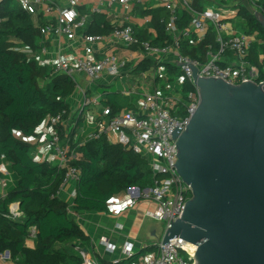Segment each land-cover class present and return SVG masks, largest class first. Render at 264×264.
<instances>
[{"label": "built area", "instance_id": "built-area-1", "mask_svg": "<svg viewBox=\"0 0 264 264\" xmlns=\"http://www.w3.org/2000/svg\"><path fill=\"white\" fill-rule=\"evenodd\" d=\"M17 1L22 10L34 17L40 30L36 57L52 67L55 75L70 78L76 83V90L82 91L78 108L45 121L43 126L51 130L52 137L43 149L33 144L34 159L47 161L45 157L50 154L57 166L66 169L60 192L66 185L74 184L71 196L75 198L80 171L69 166L75 155L67 142L72 130L83 121L84 125L78 127L79 137L89 126L93 127L83 143L105 137L110 144L122 145L149 161L154 174L158 176L155 186L145 191L130 188L127 204L132 207L139 201L155 203L157 211L148 215L156 221H164L166 230L172 222L181 218L186 203L192 198L191 186L183 181L177 170V139L173 137L178 127L181 128L180 132L176 131L179 134L185 131L200 103L191 66L196 67L200 76L205 78H220L231 84L262 83L259 66L247 58L258 34L238 31L230 20L239 15L241 4H245L254 16L257 11L264 15V0H203L207 3L202 6L198 0H159L169 13L164 23L170 40L163 45L141 40L134 27L128 24L116 25L108 35L87 34L84 27L88 17L80 12L83 0ZM94 1L97 5L92 13H100L103 4H119L129 9L134 2L141 3V0ZM182 11L189 15L190 22L186 28L178 29V16ZM210 29L215 33V44L207 45L204 61L191 59L182 53L183 41L191 40L192 44H199L205 41ZM104 44L109 46L105 48ZM133 49L142 52L143 63L147 60L153 63L148 70L138 72L135 85L142 83L145 87L144 82H152L153 88L138 91L134 85L125 91L126 96H138L140 106L135 111L114 113L109 106H103L102 97L94 92L108 79L114 82L127 78L130 73L135 74L136 65L129 58L115 56L116 51ZM23 51L33 52L30 47H25ZM166 65L176 66L177 73ZM81 73L86 76V87L81 85ZM187 84H191L194 90L186 92ZM175 88L182 89L183 93ZM98 108L101 109L99 114L93 115ZM1 158L5 159V156L1 155ZM0 182L6 186L5 179L0 178ZM11 215L13 219L21 217L19 211H11ZM102 244L108 252H114L112 243L103 240ZM79 249L83 248L78 247L77 251ZM142 250L146 252L132 264H194L198 245L178 237L166 244L162 239H157L142 247ZM140 252L134 251L133 243L126 242L123 247L124 260L134 258ZM80 254L84 264H98L89 250L86 254ZM10 261L6 253L0 254V263Z\"/></svg>", "mask_w": 264, "mask_h": 264}, {"label": "trees", "instance_id": "trees-1", "mask_svg": "<svg viewBox=\"0 0 264 264\" xmlns=\"http://www.w3.org/2000/svg\"><path fill=\"white\" fill-rule=\"evenodd\" d=\"M207 1L198 0L202 6ZM155 11H144L153 15V26L157 35H137L141 40L163 45L170 40L164 21L169 17ZM93 21L87 34L108 35L112 26L103 14L92 13ZM178 29L189 25V15L182 11L178 16ZM240 30L257 33L248 60L259 66L264 81V28L245 4L240 5L237 18ZM41 33L34 17L21 9L17 0L0 2V157L10 164L14 183L5 197L0 198V254L7 251L14 264H84L77 248L92 252L90 237L72 217V213H109L111 201L130 188L142 191L152 189L158 178L150 163L143 156L119 144H110L105 137L83 140L92 132L89 126L79 137L75 127L68 139L75 157L69 163L80 171L77 195L72 207L59 192L64 183L66 169L57 163L37 161L33 157L34 139L37 129L50 118L70 112L69 99L76 91V83L70 78L55 75L54 69L36 57ZM215 44V33L210 29L205 41L192 44L182 42V53L191 59L205 60L207 45ZM30 47L32 53L23 51ZM260 57H263L261 59ZM153 65L147 60L137 71ZM174 73L178 68L166 65ZM194 90L191 84L185 91ZM112 96L104 101L114 113L122 109L121 101ZM20 205L21 217L13 219L11 206ZM35 232L34 246L28 241ZM68 244L66 247L60 245ZM73 248L75 253L67 251ZM146 251L142 250L130 260L117 264H132ZM93 253V252H92ZM98 264H114L93 253Z\"/></svg>", "mask_w": 264, "mask_h": 264}, {"label": "water", "instance_id": "water-1", "mask_svg": "<svg viewBox=\"0 0 264 264\" xmlns=\"http://www.w3.org/2000/svg\"><path fill=\"white\" fill-rule=\"evenodd\" d=\"M255 17L264 28V15ZM191 70L200 103L173 137L192 198L159 239L198 245L194 264H264V81L231 84Z\"/></svg>", "mask_w": 264, "mask_h": 264}, {"label": "crops", "instance_id": "crops-1", "mask_svg": "<svg viewBox=\"0 0 264 264\" xmlns=\"http://www.w3.org/2000/svg\"><path fill=\"white\" fill-rule=\"evenodd\" d=\"M2 0H0L1 2ZM83 6L80 8V12L83 15L88 17V21L84 29L88 32V29L93 21V17L91 13L93 9L96 8V1L94 0H83ZM144 11H155L165 14L167 11L162 7L159 0H141V3L134 2L133 6L129 9L125 7L114 4L113 6H109L108 4H103L101 7V12L99 14H103L109 20V23L113 28L116 25L128 24L134 27V29L138 32V34L147 33L148 35H152L153 38L157 35L156 29L153 26V15L152 14H143ZM156 12V13H157ZM237 18L230 20V24L235 27L238 31H241L239 28V24L237 22ZM105 48L109 45L104 44ZM103 50L104 48L101 47ZM115 56H122L123 58H129L131 63L136 65L135 74H129L127 78L122 80H116L111 82L109 79L105 82H102L100 86L97 88V91L94 94H99L102 97V104L104 101H109L112 96H117L116 101H121L122 109L121 111L127 110H137L140 106V101L138 96H126L127 92L131 87H134L135 81L137 80L138 71L137 69L140 65L145 61L143 60V54L138 50H119L116 51ZM136 75V79H135ZM80 82L82 87L87 86L86 76L85 74H80ZM121 83L123 86L122 91H118V93H112L110 88L115 86L117 83ZM139 83L136 86L138 91H142L143 89L151 90L153 88L152 82H144ZM101 88H104V92L101 93ZM82 98V91H78ZM71 98V97H70ZM76 101V100H75ZM81 101L77 102L74 107L70 104L71 109H76L79 107ZM104 106V105H103ZM100 108L95 110L93 115L99 114ZM91 133V132H90ZM84 136H87L84 134ZM52 133L51 130L47 126L41 125L38 129L37 136L34 139H31V143L35 144L37 148L43 149L47 146L49 139H51ZM50 154L46 155L47 161L50 160L52 163H56L51 158ZM45 159V160H46ZM0 178H3L7 181L6 186L4 187L0 182V198L5 197L7 195L8 190L11 185L14 183V177L12 175L10 164L3 160L0 157ZM74 184L66 185L65 188L59 193V196L67 202L70 207L74 203V198L71 196V192L74 190ZM129 199L128 191L121 193L116 196L110 203V212L109 213H97V212H81V213H72V217L80 224V226L84 229L87 235L90 237L92 244V252L99 255L103 259L113 262L117 260H124L123 255V247L126 242H131L134 244V251L136 253L142 250L147 244H151L157 240L153 236V233L157 230L154 229L153 224L148 221L154 220L149 217L148 213L157 211V205L153 202L149 201H139L136 206H128L127 200ZM20 205L13 204L10 208L12 212L19 211ZM156 221V220H155ZM151 222V221H150ZM145 230L147 232V237L145 241L139 240L140 234ZM34 238L35 232L32 234V238L28 241L29 246H34ZM156 239V240H153ZM159 239V237H158ZM103 240H107L115 246V250L113 253L108 252L105 249V246L102 244ZM91 252V253H92ZM92 253V254H93ZM0 264H14L12 261L10 262H1Z\"/></svg>", "mask_w": 264, "mask_h": 264}, {"label": "rangeland", "instance_id": "rangeland-1", "mask_svg": "<svg viewBox=\"0 0 264 264\" xmlns=\"http://www.w3.org/2000/svg\"><path fill=\"white\" fill-rule=\"evenodd\" d=\"M100 90H101V93H103L105 89L101 88ZM110 90H111L112 93H118V91H122L123 90V86L119 82L115 86L111 87ZM175 90L179 91L180 93H183L182 89L175 88ZM80 100H81V95L78 93V90H76L75 93L72 95V97L69 99V102L72 105V107H74L76 105V103L79 102ZM150 221H148V222L152 223L154 229L157 230V233H158L157 236L159 238H161L163 233H164V230L166 228L165 222L164 221H155V220H150ZM146 237H147V232L145 230H143V232L140 234L139 240L145 241ZM153 240H156V239H153ZM67 245L68 244L60 245V247H66ZM67 251L70 252V253H75V250L73 248L69 249L67 247Z\"/></svg>", "mask_w": 264, "mask_h": 264}]
</instances>
